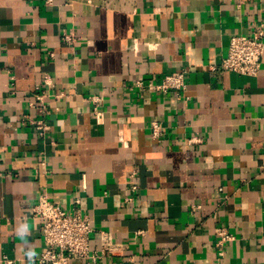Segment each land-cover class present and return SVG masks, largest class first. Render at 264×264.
Masks as SVG:
<instances>
[{
	"label": "crops",
	"instance_id": "0c3cea01",
	"mask_svg": "<svg viewBox=\"0 0 264 264\" xmlns=\"http://www.w3.org/2000/svg\"><path fill=\"white\" fill-rule=\"evenodd\" d=\"M260 24L264 0H0V264L25 222L43 251L42 194L123 245L77 264H264V55L221 66Z\"/></svg>",
	"mask_w": 264,
	"mask_h": 264
},
{
	"label": "built area",
	"instance_id": "2783aa9c",
	"mask_svg": "<svg viewBox=\"0 0 264 264\" xmlns=\"http://www.w3.org/2000/svg\"><path fill=\"white\" fill-rule=\"evenodd\" d=\"M62 38L66 42H73L76 36L73 32H69L64 33ZM263 55L264 24H260L253 29L250 35L235 34L230 38L227 55L223 58L221 66L224 70L256 76L260 72ZM150 86L163 92L174 90L179 93L187 87L186 73L176 71L167 74L161 83ZM35 99L41 105L43 104L42 95H38ZM31 105H35V102L32 101ZM38 127L42 128V125ZM153 129V136L157 137L158 126L154 124ZM137 188L138 184L133 183L132 189ZM132 199V196L125 198L126 201ZM79 202L80 199L76 197L71 211L63 209L47 194L40 195L33 203L31 207L33 215L41 219L43 227L44 249L37 258L39 264H77L79 260L97 261L107 252H116L123 246L114 243L110 233L102 231L101 252L92 251L91 239L96 230L90 218L82 213ZM216 233L220 238V245L233 238L224 227H218Z\"/></svg>",
	"mask_w": 264,
	"mask_h": 264
},
{
	"label": "clouds",
	"instance_id": "9594fccd",
	"mask_svg": "<svg viewBox=\"0 0 264 264\" xmlns=\"http://www.w3.org/2000/svg\"><path fill=\"white\" fill-rule=\"evenodd\" d=\"M31 231V226L27 222L21 224L16 230V236L22 242L21 251L23 264H34L37 258L35 248L28 242Z\"/></svg>",
	"mask_w": 264,
	"mask_h": 264
}]
</instances>
